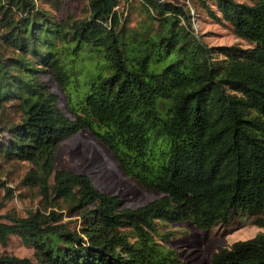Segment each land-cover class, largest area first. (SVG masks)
<instances>
[{"label":"trees","instance_id":"16d2710c","mask_svg":"<svg viewBox=\"0 0 264 264\" xmlns=\"http://www.w3.org/2000/svg\"><path fill=\"white\" fill-rule=\"evenodd\" d=\"M39 1L0 0V46L13 51L0 49V103L20 111L1 124L0 156L29 161L21 181L39 195L38 207L7 210L0 220V244L14 233L34 260L0 252V264H184L153 239L156 221L210 228L245 216L264 227V0H198L245 46L206 44L188 9L170 0H140L155 27L131 31L118 10L131 0H87L74 18H58ZM87 50L105 73L83 68ZM83 69L90 76L72 94ZM47 70L69 115L38 77ZM79 129L159 196L123 206L85 173L55 167L59 140ZM0 190L1 206L12 189L0 178ZM63 215H74L77 227ZM209 263L264 264V231L219 247Z\"/></svg>","mask_w":264,"mask_h":264},{"label":"rangeland","instance_id":"374dc122","mask_svg":"<svg viewBox=\"0 0 264 264\" xmlns=\"http://www.w3.org/2000/svg\"><path fill=\"white\" fill-rule=\"evenodd\" d=\"M87 0H59V9L54 4L57 0L50 2L39 1L38 4L47 8L56 17L71 15L81 17L85 14ZM181 3L191 14V25L193 32L199 35L200 39L208 45L236 44L248 45L243 39L235 36L231 26L224 20H216L206 13L198 0H170ZM246 1V0H238ZM209 8L215 11V5L209 1ZM118 10H122V16L127 18L126 26L129 31L150 25L151 29L155 23L147 20L146 11L140 0H131L129 4L121 3ZM4 56H10L13 51L10 48L0 46ZM86 65L90 75L105 73L101 64V58L96 57L94 50L84 52ZM79 74V83L76 87L71 86L72 94H79L85 87L90 76L85 70ZM38 77L46 83L47 88L53 91L56 96V103L59 109L69 115L66 108V98L63 89L53 80L49 70L38 73ZM72 84V82H71ZM20 111L15 103L10 100L0 103V125L11 121H17ZM7 138L5 126H0V141ZM30 162L21 159H3L0 156V178L4 184L10 186L12 195L2 199L0 206V220H4L3 214L7 210H13L23 215L27 210L39 206V195L33 185L24 184L21 181ZM55 167H62L72 171L85 173L92 184L101 191H107L119 196L122 205L135 207L144 204L157 196L160 192L140 185L134 178L124 174L119 168L111 151L97 140L89 131L79 129L59 140L55 154ZM3 191L0 190V198ZM74 215H63L62 219L72 218L70 225L77 227ZM258 231H264L263 226L252 222L251 217L235 216L227 225H214L210 228H198L188 220L174 222L156 221L155 229L152 232L154 240L166 247L175 250L178 258L184 264H210L209 258L213 251L219 247H226L237 239L251 237ZM0 252L10 253L16 256H27L34 260L32 248L24 245L19 236L11 233L7 235L4 244H0Z\"/></svg>","mask_w":264,"mask_h":264}]
</instances>
